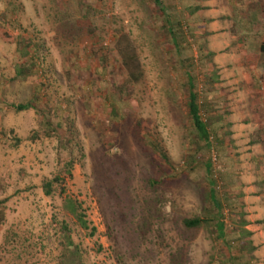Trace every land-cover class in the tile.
I'll use <instances>...</instances> for the list:
<instances>
[{
	"label": "rangeland",
	"instance_id": "rangeland-1",
	"mask_svg": "<svg viewBox=\"0 0 264 264\" xmlns=\"http://www.w3.org/2000/svg\"><path fill=\"white\" fill-rule=\"evenodd\" d=\"M82 1L87 17L80 0H0V264H60L62 222L85 264H231L240 253L264 263V218H249L264 201L249 200L264 194V72L255 69L264 54L230 58L240 51V12L263 18L250 50L264 41V0H163L164 11L154 0ZM164 12L183 25L181 47ZM29 43L39 66L15 79ZM188 73L216 128L209 145L193 127ZM39 83L38 110H16ZM60 108L72 130L71 173L70 149L41 124L50 114L65 136ZM60 171L48 195L44 183ZM66 196L82 202L93 236L66 210ZM195 216L211 222L187 227ZM244 220L261 228L242 243L232 231Z\"/></svg>",
	"mask_w": 264,
	"mask_h": 264
},
{
	"label": "trees",
	"instance_id": "trees-1",
	"mask_svg": "<svg viewBox=\"0 0 264 264\" xmlns=\"http://www.w3.org/2000/svg\"><path fill=\"white\" fill-rule=\"evenodd\" d=\"M154 2L160 6V8L164 11V7H163V0H154ZM79 6H80V13L83 17H87L89 14L88 8L86 7L83 3L82 0H80L79 2ZM84 11H86V13H84ZM165 13V12H164ZM166 14V13H165ZM165 23L166 26L168 27L169 31L172 33V35L174 36V44L177 47H181L182 44L179 41V37L181 36L182 32H183V25L181 23L180 20H177L175 22H173L172 20V16L166 14L165 15ZM70 15L68 13L63 14V18L66 20L67 24H72L71 27H75L76 28V22L72 21V23H70ZM256 18V17H255ZM71 27L69 29H71ZM186 28H188V26H186ZM75 34V33H74ZM21 51V52H20ZM20 52V57H22L23 61L16 64L15 67V79H21L24 80L26 79L29 75H32L34 73H36L37 71V67L39 66V57L37 55V53L35 52V49L33 48V44L29 43L26 45V48L23 47L22 49L19 50ZM260 52L262 54H264V42L261 44L260 46ZM211 55H214V53L211 51L210 52ZM217 82V78L214 76L209 77V85L210 87H212V85L214 86V83ZM188 83H189V100H188V108H189V113L192 119V123H193V127L195 130V133L197 134L199 140H201L203 143L205 144H210L211 139L214 137L213 136V129L215 130L216 128H214V126L209 123L206 119L203 118L202 116V103H204L200 98V94L197 90L196 87V82H195V78L193 76V74L188 73ZM206 84V83H205ZM44 87L43 83H39V85L37 86L35 93L33 95V99H31L28 102L25 103H12V106L18 110V111H23V110H28L30 108L36 109L38 110L39 108V104L41 102V92H42V88ZM213 88V87H212ZM62 111L61 114V122L60 125H63L64 127H66L67 125V132L66 135H60L59 131H58V126L57 123H54L51 118H50V114H45L44 119H42L41 124L42 126H44V134L46 136H56L59 140V147L63 150V149H70V157L67 161H65V172L67 171L68 173H71L72 168L74 166V162H75V157H74V153H73V148L71 147V140H72V130L70 128V125L68 124V117H65V113L64 110H62V108H60ZM49 112V111H48ZM115 115H118L117 110L115 111ZM39 131H33V139H36L39 137ZM16 145H19L20 143V139L17 138L15 141ZM153 147L160 150L162 156L169 160L166 151L163 149V147H161L160 145L158 146L157 143H153ZM59 150V160L62 158V150ZM208 169L209 172L211 170V165L210 163L208 164ZM64 173V172H63ZM61 171L59 174H57L55 176V178L53 180H48L44 183V188L46 190V193L49 195L52 193V191L54 190V181H59V180H63L64 177H61ZM211 197L213 199L214 202H216L217 205L220 206V201H218L219 199H217L216 197V193H215V189L212 188L211 189ZM64 207L66 208V210L68 212H70L73 216L76 217L78 223L86 230H90V236H93L97 229L95 226H91L90 223L88 222V220L86 219V214L85 211L83 209V205L82 202H80L79 200L71 197V196H66L65 197V201H64ZM1 214V213H0ZM209 222H211L210 219L205 218V217H201V216H195L192 218H185L184 219V223L187 227L189 228H194V227H199L202 226L203 224H208ZM3 223V220L1 219L0 216V225ZM247 221H243L242 225L243 227H241L240 229L236 228L235 231H232L236 234V237L239 238V241H242L243 243V238L244 237H251L253 232L246 229L244 226L247 224ZM225 223L223 221H219L217 220V230L219 231V237H222L225 235ZM61 230L63 232V240H62V253H61V263L60 264H85L84 263V258H83V254H82V250L79 247V245L75 244L74 241L72 240V237L70 235L69 229H68V224L65 222H62L61 224ZM241 243V244H242ZM250 248H254L255 247L253 245L249 246ZM232 259V263L231 264H253L252 261L253 259H251V257L249 258L246 254L240 253L238 255H234L231 256ZM244 260V261H242Z\"/></svg>",
	"mask_w": 264,
	"mask_h": 264
},
{
	"label": "crops",
	"instance_id": "crops-1",
	"mask_svg": "<svg viewBox=\"0 0 264 264\" xmlns=\"http://www.w3.org/2000/svg\"><path fill=\"white\" fill-rule=\"evenodd\" d=\"M241 3H238V5H240ZM260 15H261V13H260ZM250 14H248L247 13V11H244V12H240L239 13V15H238V19L240 20V27H241V30L242 31H240L241 32V36L240 37H238V45H239V50L240 51H237V52H232L231 53V57L230 58H232V59H234V60H246V59H252L251 57H253V59H259L260 58V56H261V52H260V46H261V44L264 42V41H261L260 42V44H259V47H256L255 46V49L254 50H250V49H252V48H250V43L251 42H253V40H256L254 37H256V36H261V30H260V28H258V24L256 23V24H254L255 22H258L259 23V21L260 22H262L263 21V18H261L260 16H257V13H253V15H251V19H250ZM256 17V18H255ZM247 19L249 20V21H247ZM254 24V26H252V25H250V24ZM251 28H253L252 30H251ZM253 32V33H252ZM254 32H256L255 33V35H253L254 34ZM252 33V34H251ZM249 34H250V36H249ZM251 41V42H250ZM256 42H258L259 43V41H256ZM0 55H1V52H0ZM235 56V57H234ZM257 59V60H258ZM257 64V63H256ZM261 65V66H260ZM264 65H262L261 63H258L257 65H256V67H255V69L258 71V72H261V71H263L264 72ZM2 83V81H0V84ZM3 84V83H2ZM252 187H253V185H252ZM247 198H248V196H247ZM264 200V194H259V195H257V196H251L250 197V202H254V203H259V201L260 200ZM248 200V199H247ZM261 200V201H262ZM262 206H264V201H263V203H260L259 205L257 204V205H255V206H253L250 210L251 211H254V213L253 214H250L249 215V218H250V220H254V218H256V219H263L264 217H261V215H262ZM263 221V220H262ZM261 221V222H262ZM248 223L244 226L246 229H248V230H255V228L257 227V228H261V227H259V226H257V224H250V222L249 221H247ZM259 222V221H258ZM255 227V228H254ZM252 231V232H253ZM261 233V232H260ZM254 234V233H253ZM252 234V235H253ZM256 235H258V233H256ZM262 250L263 249H259V251H260V253L262 252ZM258 264H264V263H258Z\"/></svg>",
	"mask_w": 264,
	"mask_h": 264
}]
</instances>
